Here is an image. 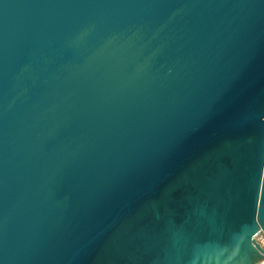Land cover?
<instances>
[{"label":"water","instance_id":"95a60500","mask_svg":"<svg viewBox=\"0 0 264 264\" xmlns=\"http://www.w3.org/2000/svg\"><path fill=\"white\" fill-rule=\"evenodd\" d=\"M264 0H0V264H258Z\"/></svg>","mask_w":264,"mask_h":264},{"label":"built area","instance_id":"2783aa9c","mask_svg":"<svg viewBox=\"0 0 264 264\" xmlns=\"http://www.w3.org/2000/svg\"><path fill=\"white\" fill-rule=\"evenodd\" d=\"M259 233H261V232H258L256 234V237H257V235ZM257 240L259 241V243L261 244V246L264 248V234H262L261 237L259 239H257ZM258 264H264V256H263V258L260 260V262Z\"/></svg>","mask_w":264,"mask_h":264},{"label":"rangeland","instance_id":"374dc122","mask_svg":"<svg viewBox=\"0 0 264 264\" xmlns=\"http://www.w3.org/2000/svg\"><path fill=\"white\" fill-rule=\"evenodd\" d=\"M262 233H259L256 237V239H259L261 237Z\"/></svg>","mask_w":264,"mask_h":264}]
</instances>
